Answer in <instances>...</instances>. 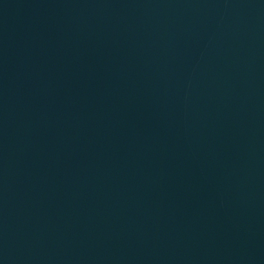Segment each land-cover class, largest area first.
Wrapping results in <instances>:
<instances>
[{
	"label": "water",
	"instance_id": "95a60500",
	"mask_svg": "<svg viewBox=\"0 0 264 264\" xmlns=\"http://www.w3.org/2000/svg\"><path fill=\"white\" fill-rule=\"evenodd\" d=\"M0 264H264V0H0Z\"/></svg>",
	"mask_w": 264,
	"mask_h": 264
}]
</instances>
